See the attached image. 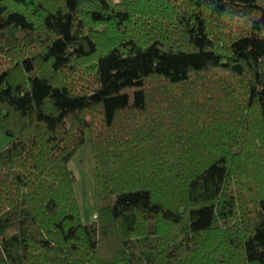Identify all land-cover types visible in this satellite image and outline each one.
<instances>
[{
  "label": "trees",
  "instance_id": "16d2710c",
  "mask_svg": "<svg viewBox=\"0 0 264 264\" xmlns=\"http://www.w3.org/2000/svg\"><path fill=\"white\" fill-rule=\"evenodd\" d=\"M1 135L0 264H264V0H0Z\"/></svg>",
  "mask_w": 264,
  "mask_h": 264
},
{
  "label": "rangeland",
  "instance_id": "374dc122",
  "mask_svg": "<svg viewBox=\"0 0 264 264\" xmlns=\"http://www.w3.org/2000/svg\"><path fill=\"white\" fill-rule=\"evenodd\" d=\"M10 141L11 137L1 135L0 149ZM70 168L74 171L77 179L74 189L79 202L82 220L85 223L93 222L97 217L95 198V166L90 135L88 132L86 134V142L72 159Z\"/></svg>",
  "mask_w": 264,
  "mask_h": 264
},
{
  "label": "built area",
  "instance_id": "2783aa9c",
  "mask_svg": "<svg viewBox=\"0 0 264 264\" xmlns=\"http://www.w3.org/2000/svg\"><path fill=\"white\" fill-rule=\"evenodd\" d=\"M96 217V216H95Z\"/></svg>",
  "mask_w": 264,
  "mask_h": 264
}]
</instances>
